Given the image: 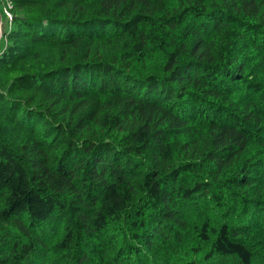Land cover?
<instances>
[{
	"label": "trees",
	"instance_id": "trees-1",
	"mask_svg": "<svg viewBox=\"0 0 264 264\" xmlns=\"http://www.w3.org/2000/svg\"><path fill=\"white\" fill-rule=\"evenodd\" d=\"M0 264H264V0H10Z\"/></svg>",
	"mask_w": 264,
	"mask_h": 264
},
{
	"label": "rangeland",
	"instance_id": "rangeland-1",
	"mask_svg": "<svg viewBox=\"0 0 264 264\" xmlns=\"http://www.w3.org/2000/svg\"><path fill=\"white\" fill-rule=\"evenodd\" d=\"M12 3L10 0H0V13L2 16L1 22V38H0V51L7 47L8 31L13 27V20L10 21L7 15V9L9 4Z\"/></svg>",
	"mask_w": 264,
	"mask_h": 264
},
{
	"label": "built area",
	"instance_id": "built-area-1",
	"mask_svg": "<svg viewBox=\"0 0 264 264\" xmlns=\"http://www.w3.org/2000/svg\"><path fill=\"white\" fill-rule=\"evenodd\" d=\"M12 7H13V5H12V3H10L8 6V9H7V15H8L10 21H12L14 18L13 13H12Z\"/></svg>",
	"mask_w": 264,
	"mask_h": 264
},
{
	"label": "water",
	"instance_id": "water-1",
	"mask_svg": "<svg viewBox=\"0 0 264 264\" xmlns=\"http://www.w3.org/2000/svg\"><path fill=\"white\" fill-rule=\"evenodd\" d=\"M1 22H2V16H1V13H0V38H1Z\"/></svg>",
	"mask_w": 264,
	"mask_h": 264
}]
</instances>
